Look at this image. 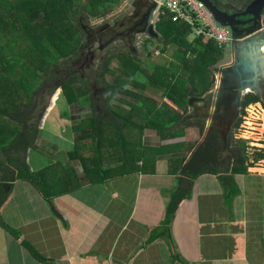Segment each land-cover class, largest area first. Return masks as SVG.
Returning a JSON list of instances; mask_svg holds the SVG:
<instances>
[{
	"label": "crops",
	"instance_id": "obj_1",
	"mask_svg": "<svg viewBox=\"0 0 264 264\" xmlns=\"http://www.w3.org/2000/svg\"><path fill=\"white\" fill-rule=\"evenodd\" d=\"M232 47L223 65L235 62ZM177 130L171 140L146 130L134 140L129 136V147L114 143L117 156L106 157L103 175L88 167L94 161L92 132L79 158H70L73 145L62 161L59 148L39 135L30 163L35 171L53 168L39 191L26 180L7 188L6 178L15 174L0 151V184L10 195L0 221L20 235L0 227V264H264V169L254 173L258 166L235 176L243 193L232 203L219 177H201L166 225L181 168L205 141L193 144L194 136ZM71 135L75 143L81 136L74 130Z\"/></svg>",
	"mask_w": 264,
	"mask_h": 264
},
{
	"label": "trees",
	"instance_id": "obj_2",
	"mask_svg": "<svg viewBox=\"0 0 264 264\" xmlns=\"http://www.w3.org/2000/svg\"><path fill=\"white\" fill-rule=\"evenodd\" d=\"M121 1L0 0V151L6 158L8 168L15 174L12 178H6L7 188L13 190L17 181L26 180L38 191L41 190V180L44 182L46 174L53 168L35 171L30 163L34 150L39 151L37 144L40 126L49 111V105H45L40 93L54 82L58 85L53 87V91L61 90L63 99L68 103L71 102L70 99L77 100L86 96L83 90L87 91V85L86 89L76 87L78 80L86 84L81 77L71 75L56 80L54 73V78H49V72L51 69H58L60 61H73L80 55L84 47L80 34L84 35L86 32L84 24L79 20L81 16L84 18V13L93 19L101 18L118 7ZM156 28L162 43L156 52L164 55L171 48L174 50L172 61L140 71V63L136 62L134 55L111 56L101 64V71L94 74L102 89L97 100L99 105H95L94 98L91 101L94 116L82 120L80 126L73 127L74 132L81 136L76 141V150L70 158L81 156V143L87 139L86 133L81 132L87 131L83 130L87 128L86 125H91L89 131L93 134L89 138L94 141L95 152L91 158L94 161L88 167L100 175H103L102 164L106 157L117 156L112 145L120 143L124 146L127 142L129 147V136L134 140L136 132L155 131L165 141L179 135L176 130L170 132L168 138L165 137L164 132L175 126L184 127L182 129L188 132L196 128L201 137L205 134L206 119H190L189 110L193 108L194 99L203 98L214 90L216 78L210 81L209 76L213 68L227 59L226 49H221L214 42L205 44L203 40H189L192 28L175 23L167 16L159 17ZM147 57L153 58V54L148 53ZM113 61H118L123 70L113 71ZM140 74L147 81L146 85L134 81ZM13 77H20L15 85L9 83V79ZM133 89L134 92H131ZM28 92L32 94L26 104L27 95L24 93ZM158 95L169 103L158 104L155 99ZM18 98L22 102L19 107L13 105ZM260 102V97L256 95L247 96L245 111ZM140 103H143L142 107L139 106ZM177 114L183 117L177 118ZM163 119L167 121L163 122ZM242 123L243 121L236 126L237 131ZM236 137V134L230 135L227 150L222 135L217 130L210 131L191 160L182 166L178 189L166 209V225L170 224L180 204L191 198L195 182L203 176L219 177L231 203L242 195L235 176L238 173L247 175L260 161L258 156H264L259 155L260 153L254 155L255 164H251L248 143L243 142L234 147ZM43 188L44 186L42 191L45 193ZM6 190L0 184V211L9 201L10 195H6ZM0 227L16 239L20 236L18 231L2 221ZM163 233L170 237L167 231ZM154 239L155 237L152 238Z\"/></svg>",
	"mask_w": 264,
	"mask_h": 264
},
{
	"label": "rangeland",
	"instance_id": "obj_3",
	"mask_svg": "<svg viewBox=\"0 0 264 264\" xmlns=\"http://www.w3.org/2000/svg\"><path fill=\"white\" fill-rule=\"evenodd\" d=\"M125 5H126V0H122L121 4L118 5V7L114 8L113 11L110 12L109 16L110 15L115 16L110 20H106L102 18L93 19L92 17L89 16V14L84 13L83 15L84 18L82 19V21L84 24L85 32L86 30L96 31L100 28H107V26L110 29L115 28V25L113 24V22L117 20H121L123 16L126 15L127 12H129V10L125 8L123 12L118 13L119 9L121 7L123 8ZM126 20L128 19H124V21ZM80 35L82 36L81 38L82 44H84V47L80 51V55L75 57L73 61H71V59H68L67 61H64V60L60 61L58 63V66H59L58 69L56 70L51 69L48 76L49 78H54L53 76V73H54L57 76L56 80L57 79L62 80L65 77L68 78L71 75L81 77V79L85 81L86 84L81 83L80 80L77 79L79 84L76 87L77 88L83 87L84 89H86L88 86L91 94L96 98L95 100L96 106L99 105V102L97 100H98L99 95L101 94L100 91H102V89L99 87V82H96L94 74L95 72L99 73L101 71V66H102L101 64L109 60L111 56L134 55V59L136 60V62L140 63L138 66L140 67V71H141V69L145 70V68L153 67L157 64L169 63L170 61H172V54H174V50H172L171 48H168V50L166 51L164 55L161 52L156 54V51L158 50V48H161L162 43L160 42V39L155 40V41L148 40L149 38L147 36H142V35L139 36L136 41V45L132 49H129L127 45H125V42H124L125 39H117L115 41H112V42L109 41L104 44L102 41V47H101V45L99 44L101 43L100 39L105 40L108 38V36L95 39L96 35H93L92 39H95V40L94 41L92 40L89 42V38L91 37H89L87 32L84 34L85 36L82 34ZM196 38H197V35L196 33L193 32V29H192V36L189 38V40L193 41ZM89 45L94 47L92 51H89ZM228 51H226V53ZM93 52H94L93 58L95 59L91 62V67L87 69L86 57L88 56V54H91ZM148 53L153 54V58L147 57ZM83 54H85V56ZM111 65H112V70L115 72L119 70H123V68L119 65L118 61L111 62ZM221 66H224L223 63L220 65V67ZM218 77L219 76L216 74V72L213 71L212 74L209 76V80L211 81L214 78H216V84H218ZM19 78L14 79L13 77L9 79V83L15 85L18 82ZM134 81L142 85L147 84V81L141 74L136 76ZM57 85H58L57 83L53 82L52 84H49L48 86H46L40 93V97L44 100L45 105H48L51 98L53 97L49 105V111L46 114L45 118L42 119L43 121L41 122V126H40V135H42L45 141L50 142L51 144L59 148L60 154L59 156H57V158L59 161H62L63 155H65L67 151H70L73 145H75V142H74L75 135L74 136L71 135V130H73V127L75 125L80 126L82 123V120L87 119V117L91 118L92 116H94V113H93V108H92L93 103L91 102L93 101V98L90 97L92 95H90L88 88H87L88 92L86 90H83V92L86 95L85 97L79 98L77 100L70 99L71 102L68 103L67 101L64 100L65 99L63 97L64 94L60 92L61 90L57 89L53 91L54 89L53 87ZM131 92H134V89ZM136 92L137 94L139 93L138 91ZM24 94L27 95L26 98L24 97L26 104H27L28 103L27 99L29 96H31L32 93L28 92L27 94L26 93ZM143 95H145V92H143ZM161 99L163 98L161 97ZM15 101L16 103L13 104L14 106L19 107V105L22 104L19 98H18V101L17 100ZM166 102L167 100H165L163 104H166ZM158 103L160 104V101ZM113 104L116 105L117 103L113 102ZM139 106L142 107L143 103H140ZM72 109H75V110L78 109L79 112L75 113V111ZM192 111L193 109L191 108L189 112H192ZM54 115L59 117V120L55 122L53 121V118H52V121L50 122L48 120L49 116H54ZM245 116L246 117L243 118V123H242L243 126H241L240 129H238V131H233L232 133L234 135L237 134L236 136H238L234 139V142H233L234 147L241 145L243 142L245 143L253 142L255 144L254 148L257 150L255 153H258V154L260 153L259 155L264 156V106L262 105L261 106H255V105L250 106L248 109H246ZM180 117H183V115L177 114V118H180ZM164 121H167V119H163V122ZM85 127L87 128H83V130L87 129V131H82L81 133L90 132L89 130L91 129V125H86ZM182 128L184 127L175 126V127H172L166 130L164 132L165 137L168 138L170 135V132L173 133L177 129H181L182 131H185V132H182L181 134L186 133V136L188 135L194 136L192 139L194 140L193 144H196V143L199 144L203 141L204 136H206V134L207 136L208 134H210L208 133V130H210L208 118H206V130H205V134L203 137H201L199 130L196 128H194L192 132H187V130H183ZM152 134L154 136H158V135H155V133H152ZM158 137L161 140L160 136ZM62 139L65 140L66 143L63 142ZM178 140H183V139H178ZM61 147H64L63 151L60 150ZM67 148H69V150ZM258 157H259L258 160L260 161L258 162L256 167L258 166L259 169H254L253 170L254 173H260V172H256L255 170L259 171L261 169H264V158L260 156ZM35 163L38 165H42L44 161L36 159ZM175 191L173 192L175 193Z\"/></svg>",
	"mask_w": 264,
	"mask_h": 264
},
{
	"label": "water",
	"instance_id": "obj_4",
	"mask_svg": "<svg viewBox=\"0 0 264 264\" xmlns=\"http://www.w3.org/2000/svg\"><path fill=\"white\" fill-rule=\"evenodd\" d=\"M152 1V11L158 10L156 2ZM205 4L210 10L216 21L224 28H230L234 34V42L232 51L235 53L236 60L233 63L226 64L217 69L218 84L213 91L198 101L194 99L193 109L204 105L210 110L208 117L209 129L216 128L221 131L224 142L227 146L229 136L235 124L242 113L243 102L245 98L254 93L258 97H264V32L260 26L249 29L252 24H258L264 15V0H198ZM247 17H253L250 22H244ZM132 22L128 19L124 23L118 25L119 32H125ZM147 36L150 39L159 40L160 35L156 31L154 24L149 23L147 28L133 35L131 39H125V45L132 49L136 45L139 36ZM248 39L241 42V39ZM262 40V43L252 42L255 39ZM99 43L102 47L108 41L100 39ZM94 49L89 45V51ZM229 53V52H228ZM227 53V54H228ZM85 56V54H83ZM94 52L86 57L87 69L91 67ZM201 102V103H199ZM213 113V114H212ZM207 134L205 136V139ZM254 143L249 142V158L251 164H255L254 160ZM228 150V146L226 147Z\"/></svg>",
	"mask_w": 264,
	"mask_h": 264
},
{
	"label": "flooded vegetation",
	"instance_id": "obj_5",
	"mask_svg": "<svg viewBox=\"0 0 264 264\" xmlns=\"http://www.w3.org/2000/svg\"><path fill=\"white\" fill-rule=\"evenodd\" d=\"M128 0H126V2H127ZM152 1H154V0H130L129 2H127V4L125 5V7H121L120 9H119V12L118 13H120V12H123L124 10H125V8H127L128 10H129V12H127V14L126 15H124L123 16V18L121 19V20H117V21H115V22H113V24L115 25V28H113V29H110V28H108V26H107V28H100V29H98V30H96V31H92V30H86V32H87V34L89 35V37H91V38H89V42L90 41H94L95 39H99V38H101V37H106V36H108V41L107 42H109V41H115V40H117V39H131L132 37H133V35L134 34H136V33H140V31H141V29L142 30H144V29H146L147 28V25L149 24V23H151V24H154V26H155V28H156V23L157 22H155L156 21V18H157V12H153L152 11ZM157 3V5H158V7H159V2H156ZM156 13V14H155ZM110 14V13H109ZM109 14H107V15H105V16H103V17H101L102 19H106V20H110V19H112L113 17H115V16H112V15H110L109 16ZM100 18V19H101ZM82 19H83V17L81 16L80 17V22L83 24V21H82ZM124 19H129L131 22H132V25L125 31V32H119L118 30H117V27H118V25H120V24H122V23H124L125 21H124ZM254 18L253 17H247V18H245L243 21L244 22H250V21H252ZM255 26H260L261 27V30H262V32H264V15L262 16V20H260V22L258 23V24H252V25H250L249 26V29H252V28H254ZM230 29V28H229ZM156 30H157V28H156ZM93 35H96V38L95 39H92V36ZM143 36V35H142ZM148 39V38H147ZM148 40H150V39H148ZM244 40H246L245 38H242L241 39V41H244ZM247 41V40H246ZM254 41H257L258 43H262V40H261V38L260 39H255V40H253V41H250V43H252V42H254ZM106 42V43H107ZM233 42H234V39H233V41H232V44H233ZM92 43V42H91ZM133 52V51H132ZM135 52V51H134ZM220 66H218V67H216V68H213V71H217V69L219 68ZM264 94V93H263ZM249 95H255L254 93H251V94H249ZM248 95V96H249ZM92 98H94V100H96V98L92 95L91 96ZM53 98V97H52ZM52 98H51V100H52ZM200 99L201 98H198V101H200ZM246 99V98H245ZM260 99H261V102L260 103H257V104H255V106H264V97H260ZM51 100H50V102L48 103V105H50V103H51ZM245 102V101H244ZM244 102H243V107H242V113H241V115H240V117H239V119H238V122L235 124V126L233 127V129H232V131H231V134L233 133V131H237L235 128H236V126L241 122V121H243V118L244 117H246L245 115H246V111H245V109H244ZM199 103H201V102H199ZM47 105V106H48ZM196 105H199L198 103L196 104ZM251 106H254V105H251ZM210 116V110L209 109H206L205 107H204V105H201L199 108H196L194 111H193V113L191 114V115H189V118L190 119H195V118H197V117H199V118H201V117H203V118H208ZM241 126H243V124L241 125ZM212 130H217L221 135H222V133H221V131L220 130H218V129H216V128H211L210 130H208V133H210V131H212ZM230 134V135H231ZM237 135V134H236ZM222 137H223V135H222ZM230 137V136H229ZM238 137V136H237ZM223 140H224V137H223ZM256 150V149H255ZM257 151V150H256ZM255 151V152H256ZM229 154V153H228ZM256 154H258V153H254V155H256Z\"/></svg>",
	"mask_w": 264,
	"mask_h": 264
},
{
	"label": "built area",
	"instance_id": "obj_6",
	"mask_svg": "<svg viewBox=\"0 0 264 264\" xmlns=\"http://www.w3.org/2000/svg\"><path fill=\"white\" fill-rule=\"evenodd\" d=\"M156 12L155 22L161 15L167 16L175 23L190 26L198 40L202 39L205 43L214 42L222 49L232 44V31L219 25L205 4L198 0H161Z\"/></svg>",
	"mask_w": 264,
	"mask_h": 264
},
{
	"label": "clouds",
	"instance_id": "obj_7",
	"mask_svg": "<svg viewBox=\"0 0 264 264\" xmlns=\"http://www.w3.org/2000/svg\"><path fill=\"white\" fill-rule=\"evenodd\" d=\"M157 31V30H156ZM232 31V30H231ZM233 33V32H232ZM150 39V38H149ZM233 39H234V34H233ZM150 40H152V41H155L154 39H150ZM199 40H202V39H199ZM204 42V41H203ZM205 43V42H204ZM210 43H212V42H210ZM205 44H209V43H205ZM218 45V44H217ZM232 45V44H231ZM231 45L229 46V47H227V48H224V49H226V51H228V49H230V47H231ZM219 46V45H218ZM220 47V46H219ZM221 48V47H220ZM222 49V48H221ZM229 52V51H228ZM227 52V53H228ZM227 53H225L226 55H227ZM156 54H157V52H156ZM90 118V117H89ZM88 119V118H87ZM85 120V119H84ZM257 165V164H256Z\"/></svg>",
	"mask_w": 264,
	"mask_h": 264
}]
</instances>
